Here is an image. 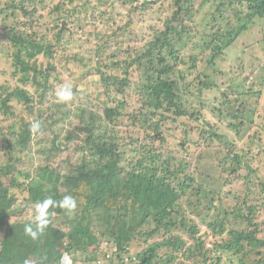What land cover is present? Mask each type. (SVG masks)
Instances as JSON below:
<instances>
[{
    "label": "trees",
    "instance_id": "obj_1",
    "mask_svg": "<svg viewBox=\"0 0 264 264\" xmlns=\"http://www.w3.org/2000/svg\"><path fill=\"white\" fill-rule=\"evenodd\" d=\"M111 1V10L104 5L103 12H95L89 0H60L51 7V13L57 14L49 31L54 33L53 40H49L46 34H39L33 26L38 15L39 7L36 6L45 7L44 0H14L0 10L1 14L8 15L5 21L8 18L19 21L10 28L1 23L0 33L16 43L27 44L35 49L36 55H43V46L46 45H49L48 51L54 48L65 51L61 45L76 36L75 33L72 36V30L78 27L81 28L79 32L85 33V27H89L86 40L95 42L89 52L99 58L103 92L110 98L109 103L96 98L98 108L103 107L100 115L84 111L81 104L88 93L78 91V87L70 86L72 98L61 101L57 92L65 84L53 74L55 68L47 71L38 67L28 59L30 53L22 49L13 55L14 65L22 73L24 88L15 89L7 100H2L0 107V113L3 112L9 123L5 128L0 127V150L7 158L1 161L0 157V177H11V184L4 186L6 192L0 196V264H29V257H33L36 264H52V250L60 242L73 264H83L73 259L81 250L80 244L94 245L91 254L96 259L92 263L97 264L101 253L107 255L103 247L109 242L113 245V255L108 261L114 263L116 258L118 264H174L182 257L179 264H199V261L220 264L224 252L229 253L234 262L237 260V264H250L254 251L264 249V205L259 203L264 195V183L260 186L262 192L258 200L257 189H254L262 181L263 169L259 164L264 157L263 149L258 148L254 153L252 147H238L236 140L219 133L218 122L209 124L208 129L201 128L198 140L191 141V144L198 146L195 153L201 160L208 158L212 163L213 158L217 160L214 179L220 187L210 188L199 184L195 153L190 154L189 149L183 148L184 144L173 150L168 143L170 136L177 138L182 132L181 127L186 126L181 121L183 118L199 122L205 116L204 108H207L204 105L202 109L190 112L179 83L172 79L178 72L183 52L178 45L188 46L190 40L189 24L195 17L194 0H173L171 19L166 20L162 32L146 43L137 38L132 19L124 24L117 22L113 13L116 1ZM161 1L165 0H154L151 5ZM214 1L219 4V14H234L244 25L213 34L211 41L199 45L204 54L210 53L207 57L212 58L209 63L222 58L242 34L249 31L258 19L264 18V0ZM102 22L106 32L99 31ZM125 32L130 34L127 48H123L124 43L119 38ZM193 44L197 46V42ZM105 54L107 57L103 58ZM106 61L111 64V67L104 65L110 73L100 68ZM136 75L139 85L134 82ZM251 75L255 76L256 72ZM216 86L205 82L203 88L216 90ZM116 91L118 94L114 95ZM130 91L138 95L140 104L136 103L135 107H127L128 98H132ZM233 95L235 92L231 97ZM114 96L117 97L112 99ZM229 96L227 93L220 100ZM11 99L16 104L9 106ZM164 104L175 109V114L167 117L164 112L160 113ZM61 112L77 115L76 125L64 135L54 128V118ZM13 118L16 119L14 123L9 121ZM244 119L239 115L233 117L238 123L233 129L238 137L242 136L244 124L248 122ZM36 121H39L40 129L33 132L31 125ZM118 128H127L122 136L126 132L138 136L134 153L139 157V167L122 165L126 152L119 149L118 142L123 137ZM173 131L177 135L174 136ZM190 133L182 132L183 139H187ZM254 136H249L248 144L254 142ZM211 155L212 159L209 158ZM236 169L238 175L234 172ZM245 171L249 173L247 177H243ZM35 178H40L38 195L25 197V193L31 192ZM225 190H231L233 194L224 195ZM69 195L75 198L76 209L68 211L59 206L52 207L48 226L35 239L25 232V226L29 224L35 229V218L12 221L14 217L18 218V214L24 215L35 209L37 201L51 197L59 202ZM20 196L25 199L21 201ZM215 200L217 207L214 206ZM203 205L213 211L216 209L217 214L208 228L214 236L227 234L231 237L227 249L205 248L195 227L197 221L187 217V210L192 214ZM33 215L36 216L35 210ZM241 225V230L236 229ZM181 232L188 236L191 245ZM243 243L251 248L239 254ZM254 264H264V259H256Z\"/></svg>",
    "mask_w": 264,
    "mask_h": 264
},
{
    "label": "rangeland",
    "instance_id": "obj_2",
    "mask_svg": "<svg viewBox=\"0 0 264 264\" xmlns=\"http://www.w3.org/2000/svg\"><path fill=\"white\" fill-rule=\"evenodd\" d=\"M12 1L14 0H0V10L5 8L7 3H11ZM44 1L46 3L45 7H41L40 4L36 6V8L39 7L38 15H36L34 18L35 21L33 23V26L39 34H46L49 40H53L54 33H50L49 31L52 29L53 25L51 23L56 19L57 14L51 13V7L60 3V0ZM115 1L116 6L113 13L117 17V22L124 24L129 19H132L133 23L131 25L134 29H137V38L139 37L141 41L144 40V43L150 41L158 32L163 31L164 23L167 19H171V13L174 12L173 0L161 1L156 5H151V2L154 0ZM88 3L90 4V7H94L93 11L95 12L98 10H101V12H103L104 5H107L108 10L112 9L111 0H89ZM146 7H150V10H145ZM193 7L195 17L193 22L189 24V37L192 41L189 40L188 46H183L182 44L178 45V47L183 52L180 55V64L177 68L178 72L174 73L172 79L179 83L181 91H183L185 100L188 101L187 106L190 112L202 109L201 107L204 105H206L207 108H204L203 113L205 114V116L199 122H190L189 120H186V118H183L181 120L186 125L184 127H181V131H189V133H191L189 134L187 139H183L182 132L177 135L173 131V135H177V138L170 136V141L168 142L170 144V148H172L173 150H178V146L180 144H184L183 148H186V150L189 149L190 154L195 153L198 146H195L194 144L192 145L191 141L198 140L199 130L203 127L208 129L209 124L213 125L218 122L217 125L220 129L219 133L228 136V138L231 140H236L238 147L245 146L246 149L252 147L254 153L258 152V148H262V154H264V18L261 20L258 19L254 25H250L251 27L249 28V31L242 34L234 42L233 47L224 53L222 58L215 60L216 62L214 61L212 63H209V61L212 59L210 58L209 60L207 58L209 57L210 53L205 52L206 54H204L202 47H200L199 45H203L204 43L211 41L213 34L224 33L226 30H229V27L232 30L239 29L242 28L244 24H242L234 14H229V12H226L225 14L223 13V16L221 15V13L219 14L217 12L219 4L214 0H194ZM7 16L0 13V24L3 23L8 28H10L19 23V21L16 22L12 18H8L7 21H5L4 18H7ZM23 20L27 21V18H23ZM94 21L98 22L97 19H95ZM64 23L66 26V22ZM68 28L72 29L71 26H69ZM80 29L76 27L75 30H72V36H74V33L76 34V36L68 39L61 45L65 49V51L60 52V48H54L48 51L46 49L49 47V45H46L43 46V55H36L34 52L35 49L30 48L27 44H21L18 42L16 43V41L10 40L8 35L1 32L0 107H2V100H7V97L14 93L15 89L24 88L23 83L21 82L23 79L22 73L17 70L18 68L14 65L13 59V55L15 54V52L22 49L23 52L30 53L28 59L33 63H36L35 65H38V67H42L47 71H49L51 67L55 68L56 71L53 72V74L58 80L61 81V83L73 87H78V91L88 93V95L84 96L81 107L86 112L94 111L96 114L100 115L103 107L99 106L98 108V101L96 100V98L100 97L101 100L107 103H109L110 98H107L103 92L104 86L100 80V73L98 68L99 58L95 57L89 52L90 48L94 47L95 45V42L91 43L86 40V33L90 31V28L85 27V33L79 32ZM106 29L107 28L103 26L102 22L99 31L106 32ZM30 33L31 31L29 32V34ZM129 36V32H125V34H121L119 36L120 41L124 43L123 48H127L128 42H130ZM131 36L134 35L131 33ZM87 37H89V34ZM193 42H197V46H195ZM45 52L47 54H45ZM106 57L107 55L105 54L103 58ZM192 59H196V61H193ZM105 60L106 59H104L103 61ZM104 65H108L109 67H111L110 62H103L100 66V68L104 72L107 71L110 73V70L104 67ZM253 72H256L255 76L251 75ZM134 82L139 85L137 75L134 78ZM205 82H210V84L212 85L216 84V90L203 88ZM136 88L138 89L139 87L136 86ZM30 91L34 94L36 93L34 92V90ZM234 92L236 95H233V97H231V93ZM130 93L132 98H128L129 102L127 103V107H135L136 103H138L139 105L140 103L137 99L138 95H136L134 91H130ZM227 93L230 94L229 98L224 101L220 100V97L227 95ZM116 94H118V91H116L114 95ZM115 97L117 96L112 97V99ZM12 99L8 104L9 106L16 104V102ZM217 99L220 100L219 103ZM235 102L236 104L234 105ZM72 108H74V106H72ZM218 108H222V110L218 111ZM240 109H243L244 112H241ZM162 112H164V114ZM18 113L21 114V110L19 108ZM160 113L167 117H170L171 115L175 114V109H169V107L165 105L164 109L160 111ZM221 114L223 116V119L220 118ZM235 115H239L241 116V118H245V121H248L246 122L247 124H244L245 129L241 137H238L237 132L233 130L235 129L236 125H238L237 121H233V117ZM54 119V128L61 135L67 133L77 123V115L74 112L70 114L66 112L58 113ZM15 120L16 119L13 118L9 121L13 122ZM122 120L123 122L127 123L129 127H131V124L128 121L124 119ZM181 121L179 122V125ZM8 124V120L6 119L3 112L0 113V127L5 128ZM229 127H231L232 129ZM124 129H119V132L121 134L119 135L123 137V140H120L118 142L119 149H121V151H123L124 153L126 152V155L124 154L125 157L122 165L130 164L134 165V167H139L137 166L139 157L135 156L134 153V150L137 148L138 136L133 137L130 132H126V134L122 136V132L124 131ZM133 130L135 131V129ZM254 135L257 137V139ZM249 136L255 137V140L252 144H248ZM134 140L136 143L134 142ZM131 148H133V150H130ZM241 150L244 149L242 148ZM193 156L194 159H196L194 161L195 163L197 162L196 166L199 170V184L204 187L219 188L220 183L214 179L216 178V173L214 170L216 169L215 164L217 163V160L214 161V154L213 156H209L210 159L213 158V163L208 158L201 160L200 156H198L197 153H195ZM0 157L1 161L7 159L1 150ZM246 159H249V156L246 157ZM259 165L263 170L261 185L255 186L254 188L257 189L255 192L257 200L259 194L262 192V188L260 186H262V184L264 183V157L262 158L261 164ZM191 166L193 168L195 167L194 164H192ZM257 166L258 165H256V167ZM193 168L192 171L194 170ZM238 171L239 170L237 169L234 171L236 175H238ZM244 173L245 174L243 175V177H247L249 175L247 171H245ZM35 175L36 174L33 173L32 176L35 177ZM253 178L255 179L256 177L253 176ZM36 181L34 185H31V192H29L28 194L25 193V197H28L29 194L31 196L38 195L37 190L40 178L36 179ZM256 183H258V181H256ZM10 184L11 177H0V196L4 192H6L4 186ZM26 184L28 185V183ZM225 194L230 195L233 194V192L231 190H225L224 195ZM20 197L21 201L25 199L24 196ZM259 203L261 205H264V195H262L261 201ZM216 204L217 200L214 201V206ZM206 207L208 206L203 205L198 212H193L192 214L189 210H187V217L197 221L195 223V227L199 232L198 237H200L205 244V248L213 250L221 248L227 249V245L230 243L231 237L227 234L221 237L214 236L212 232H210L208 225L214 221V217L216 216L215 214H217V211L216 209L213 211L212 209H207ZM225 207L227 208L229 206L225 205ZM33 210L35 209L29 210L24 215L23 213L18 214V218L14 217V220L12 221L14 222L15 219L21 221L34 219L35 215H33ZM51 213L52 208H49V215H51ZM242 227L243 226L241 225L236 229L241 230ZM262 229H264L263 226ZM181 235L186 239L187 243L191 245V241L187 238L188 236L183 232H181ZM83 244L84 243L80 244L81 250H79L74 255L73 259H77L83 264H94L92 263V261H94V259L96 258H94V256H92L91 254L94 251V245L92 243L85 245ZM250 248L251 247L249 245L243 243L239 254L246 253ZM103 249L107 253V255L105 256V254L101 253L100 261H98L97 257V264H118L116 258L114 263L108 261V257L113 255V245L111 244V242L105 244ZM66 253L67 252L64 249L63 243L60 242L57 247L52 250V264H63V261H65V263L67 264H73L71 257H69ZM222 257L223 259L220 264H237V260L234 262L229 256V253L224 252L222 254ZM250 257V264H254V261L256 259L263 260L264 249H258L257 251H254V253ZM182 258H180L174 264H179ZM28 263L36 264V261L33 257H29ZM199 264H202L201 261H199Z\"/></svg>",
    "mask_w": 264,
    "mask_h": 264
},
{
    "label": "clouds",
    "instance_id": "obj_3",
    "mask_svg": "<svg viewBox=\"0 0 264 264\" xmlns=\"http://www.w3.org/2000/svg\"><path fill=\"white\" fill-rule=\"evenodd\" d=\"M73 93L70 85H63L61 89L57 92V97L61 101H68L72 98ZM40 129L39 121L34 122L31 125V131L37 132ZM59 206L62 209H67L68 211H74L77 207V202L72 196H64L59 202L55 201L51 197L45 198L42 201H37L35 203V229L32 225L25 226L26 234L30 235L35 239L39 234L43 233L44 229L49 224V208Z\"/></svg>",
    "mask_w": 264,
    "mask_h": 264
},
{
    "label": "bare ground",
    "instance_id": "obj_4",
    "mask_svg": "<svg viewBox=\"0 0 264 264\" xmlns=\"http://www.w3.org/2000/svg\"><path fill=\"white\" fill-rule=\"evenodd\" d=\"M63 264H65V261H63Z\"/></svg>",
    "mask_w": 264,
    "mask_h": 264
}]
</instances>
